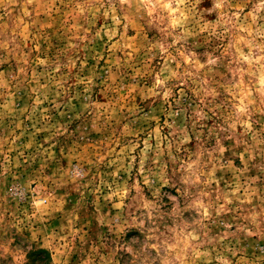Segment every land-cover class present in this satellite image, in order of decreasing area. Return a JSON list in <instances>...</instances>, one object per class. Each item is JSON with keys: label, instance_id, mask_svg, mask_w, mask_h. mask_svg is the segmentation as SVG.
<instances>
[{"label": "rangeland", "instance_id": "rangeland-1", "mask_svg": "<svg viewBox=\"0 0 264 264\" xmlns=\"http://www.w3.org/2000/svg\"><path fill=\"white\" fill-rule=\"evenodd\" d=\"M264 264V0H0V264Z\"/></svg>", "mask_w": 264, "mask_h": 264}, {"label": "trees", "instance_id": "trees-1", "mask_svg": "<svg viewBox=\"0 0 264 264\" xmlns=\"http://www.w3.org/2000/svg\"><path fill=\"white\" fill-rule=\"evenodd\" d=\"M28 259L31 263L50 264L51 262L49 252L44 250H34L30 253Z\"/></svg>", "mask_w": 264, "mask_h": 264}]
</instances>
